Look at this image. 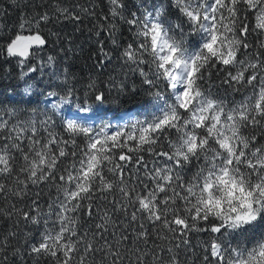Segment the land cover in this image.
I'll list each match as a JSON object with an SVG mask.
<instances>
[{
  "label": "snow or ice",
  "instance_id": "6c2138e0",
  "mask_svg": "<svg viewBox=\"0 0 264 264\" xmlns=\"http://www.w3.org/2000/svg\"><path fill=\"white\" fill-rule=\"evenodd\" d=\"M106 3L12 0L15 32L0 3V53L21 79L55 66L50 25L84 20L97 69L119 70L83 92L68 68L59 89L26 82L51 114L0 101V264H264V0ZM141 96L147 117L113 129L108 110Z\"/></svg>",
  "mask_w": 264,
  "mask_h": 264
},
{
  "label": "trees",
  "instance_id": "16d2710c",
  "mask_svg": "<svg viewBox=\"0 0 264 264\" xmlns=\"http://www.w3.org/2000/svg\"><path fill=\"white\" fill-rule=\"evenodd\" d=\"M63 2L72 4V3H86L87 0H63ZM95 4L98 6L97 11L103 10L105 13L108 10V5L106 0H94ZM163 2L166 6L169 3V0H126L127 9L130 12L138 11V6L140 3H146L149 5V9H152L153 6L159 5ZM0 3L3 4L5 8L8 9V17H7V24L10 26L11 31L15 32L14 25L18 22V11L12 6V0H0ZM178 14L175 12V9L169 10V19L172 22H178ZM53 31H60L61 33V42L58 46H53L48 48L47 52L45 53V57L47 55H53L57 57V66L60 68V73L57 77H61L63 75V70L65 68L69 69L70 74H75L76 76V84L77 87L80 89V92H83V84L85 83V78L87 76H93L97 78V81L106 80L109 74L117 75L119 78V70L117 62H113L107 65L103 70H98L95 66V53L97 52L96 47V38L92 36L89 32V28L91 27L90 20H84L79 30H77L76 26L72 23H66L58 26H52ZM128 26L122 25L121 26V33L124 40H130L131 34L127 31ZM47 31V30H46ZM66 38L71 40L72 51L68 52H60V48L66 47ZM105 42L106 48H111L112 46L108 43L107 38L102 37ZM6 37L0 39V47L3 46V42ZM115 51V50H113ZM34 64L35 61H32ZM20 66L17 64L16 60L7 59L4 54L0 53V101L4 102V106L8 107L11 105H23L26 108H36L39 110L38 115L42 116L45 111H48L51 114L50 108L44 106L43 98L44 96L40 94V92H36V94L31 98H26L22 92V86L24 80L20 78L21 71ZM27 70L25 66L24 71ZM222 75V74H221ZM39 79V80H38ZM214 80H218L219 77L213 76ZM44 80V75L40 72L33 73L26 78V82L31 84H36L38 89L40 90H48L52 88H61L62 85L60 81L57 79L51 86L49 84H45L43 86L42 83ZM135 82L137 85L140 84V78L138 76H131L129 77V83ZM47 87H49L47 89ZM214 93L222 94V89H213ZM235 100L237 102L241 99V94L236 93L233 94ZM232 97H230L231 99ZM145 97L141 96L137 99V102L126 104L123 108L119 111L115 109H109L108 113L113 115L115 112L114 118H117L122 112H133L134 115L140 116L139 112L142 108L146 107ZM57 119V123L59 124V117H55ZM96 127L99 124H95ZM207 236L208 234H204ZM41 264H46V262H41Z\"/></svg>",
  "mask_w": 264,
  "mask_h": 264
},
{
  "label": "rangeland",
  "instance_id": "374dc122",
  "mask_svg": "<svg viewBox=\"0 0 264 264\" xmlns=\"http://www.w3.org/2000/svg\"><path fill=\"white\" fill-rule=\"evenodd\" d=\"M151 10V9H149ZM41 74L44 75V80L42 83L43 86H46L45 84H49L51 86V84H53L56 80H57V75L60 73V68L57 66V64H55L54 67H44L42 71H40ZM26 78V77H24ZM39 80V79H38ZM25 83L26 81H24L23 83V87H22V92H23V88L25 87ZM29 83V82H27ZM36 84H34V88H37V86H35ZM49 87H47L48 89ZM43 104L44 106L50 108V104L45 101V99L43 98ZM75 108H72L70 111H66L65 116L68 119H74L75 116L73 115L75 113ZM148 111L149 108L148 106L142 108V110L139 112L140 116L138 117L137 115L135 116L134 113H128V115H125L124 113L122 115H120L118 118H114L112 114L108 113L107 114V120H111L113 122V129H115L116 126L121 125L125 122H127L130 118H140V119H144L145 117H147L148 115ZM120 117H123V119H120ZM107 120H105L103 117H98L95 121H89V123H94L95 124H101V123H106ZM99 127V126H98Z\"/></svg>",
  "mask_w": 264,
  "mask_h": 264
},
{
  "label": "built area",
  "instance_id": "2783aa9c",
  "mask_svg": "<svg viewBox=\"0 0 264 264\" xmlns=\"http://www.w3.org/2000/svg\"><path fill=\"white\" fill-rule=\"evenodd\" d=\"M20 71H22V69L20 68Z\"/></svg>",
  "mask_w": 264,
  "mask_h": 264
}]
</instances>
